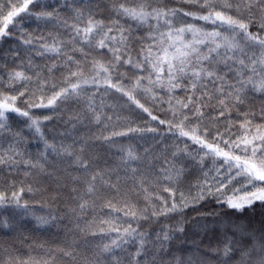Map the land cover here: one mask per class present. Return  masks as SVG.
Wrapping results in <instances>:
<instances>
[{"label":"trees","instance_id":"trees-1","mask_svg":"<svg viewBox=\"0 0 264 264\" xmlns=\"http://www.w3.org/2000/svg\"><path fill=\"white\" fill-rule=\"evenodd\" d=\"M115 3L116 0H89L80 6L72 4L71 0H39L34 10H50V5H56L60 20H67L71 25L80 23L74 19L73 10L79 6L85 19L91 12L96 19L110 23L117 19L112 11ZM0 6L6 13L9 8L7 0H0ZM151 6L201 14L205 11L185 0H151ZM119 23L127 32L130 54L133 59H138L140 50L150 43V35L155 34L151 26L156 22L150 20L149 24L139 25L121 18ZM173 24L176 27L194 24L206 30L213 28L211 24L183 15L175 17ZM8 30L12 35L0 40V94H17L19 84L11 88L7 86L8 74L13 70H24L33 75L25 96L16 102L17 107L28 110L24 101L37 87L34 73L39 72L42 79L48 81L43 92L38 93L45 100L64 86V77L68 74L61 63L63 58L52 59L36 54L44 42L37 38L51 40L52 36H57L68 41L72 33L70 28L60 23L34 18L24 19L17 25V31H13V25H9ZM21 32L24 33L23 38L31 36L34 43L24 44ZM71 47L67 45L65 50L80 61L85 77L91 76L93 58L102 62L110 58L106 50L85 48L81 53L72 52ZM99 52L106 55L101 57ZM53 64L56 67L49 72L48 68ZM147 74L146 66L137 69L122 64L114 71L112 81L116 83L118 78H122L120 82L127 88L137 77H147ZM52 84H56L57 89L52 88ZM141 84L143 87L133 95L157 120L122 92L106 85L91 84L84 86L79 97L57 100L52 107L29 110V115L40 122V132L30 127L31 121L27 117L7 114L9 131L0 136V155L7 152L10 145L21 155L15 157L18 163L0 164V192L8 196L17 192L21 204L27 203L28 206L19 207L10 200L0 204V264H9L10 261L16 264L18 260H35L39 264H239L240 254L235 249L251 246L246 234L253 233L259 237L264 232V203L256 202L236 210L218 201L220 193L207 194L204 182L207 180L215 188L214 169L222 165V159L204 156V150L188 137H178L174 135L175 130H168L167 122L173 121L172 109L178 108L177 99H185L184 88L169 92L167 88L153 87L152 92L147 93L144 92L145 87H150L147 79H142ZM209 95H212L211 91ZM90 102L101 114L99 123L93 118ZM228 103V111L220 116L221 108L213 96L205 101L202 116L189 114L186 126L198 125L200 131L207 130L205 139L212 143V137L217 133L228 140L239 136L240 124L246 117L253 125H264V115L261 114L264 111V92L249 89L243 103ZM158 120L166 123L159 124ZM112 132H127V135L111 136L108 140L103 138ZM46 142L53 147L46 148ZM64 148H70L73 154H65ZM122 149H132L140 159H123L126 152ZM174 152L177 153L175 156ZM77 156L87 163V168L77 163ZM199 157H203L202 162ZM165 160L170 163L165 165ZM162 167L170 169L175 177L173 181L159 182L156 179ZM176 169L181 170L178 176ZM220 170L223 171L222 168ZM96 173L107 183H102L98 176L95 181L97 192L91 195L86 193V188ZM141 180L144 181L143 187ZM173 184L177 191V210L167 215L152 216V212L160 207L157 197L168 200L169 194L163 188ZM21 188L23 192H20ZM29 188L32 191H28ZM233 188H241V183L234 180L224 191L231 195ZM201 191L205 194L202 199H197V193ZM180 193L184 194L183 201L179 198ZM108 201L115 205V209L105 206ZM81 204L86 206L81 208ZM125 204L135 206L138 216L146 209L148 219L125 216L121 211ZM106 221L119 226L120 232L111 231ZM3 223L8 226L4 227ZM129 224L145 234V248L138 257L135 254L139 248V237L125 236L127 243L120 240L123 228ZM163 232H167L170 238L161 243L156 237ZM113 240H117L120 246H112ZM105 245L111 246L109 251H105ZM226 245L233 248L230 256L224 255Z\"/></svg>","mask_w":264,"mask_h":264},{"label":"snow or ice","instance_id":"snow-or-ice-1","mask_svg":"<svg viewBox=\"0 0 264 264\" xmlns=\"http://www.w3.org/2000/svg\"><path fill=\"white\" fill-rule=\"evenodd\" d=\"M185 2L192 3L205 11L201 14L199 12H185L180 9L152 7L151 0H116L112 11L117 19H112L110 23L96 19L91 12L85 19L81 7L78 6L73 9L75 12L74 19L80 23L68 25L67 20H60L59 8L56 5H50V10L37 12L34 9L39 5V0H7L9 8L6 13L0 6V17H2L0 18V40L12 35L8 30L9 25H13V31H17V25L27 18L60 23L61 26L70 28L72 35L68 41L57 36H52L51 40L44 37L37 38L44 42L40 44L36 54L47 55L52 59L63 58L61 63L68 73L64 77V86L59 87L46 100L43 95H38V93L43 92L48 81L42 79L41 74L36 72L34 75L37 87L24 101L28 110L17 107V99L25 96V91L28 90V82L33 80V75L27 74L24 70H13L8 74L9 83L7 86L11 88L19 84L20 88L16 90V95L0 94V136L5 131H9L7 113L27 117L31 121L30 127L40 132V122L29 115V110L52 107L57 100L79 97L86 85H106L107 88H114L117 92H122L128 100L143 109L153 120L158 118L152 116L149 109L133 95L138 88L143 87L142 79H147L150 85V87L144 88V92L147 93H151L153 87L167 88L169 92L183 87L186 93L185 99H177L178 108L172 109L175 123L168 121V130L170 132L175 130L174 135L178 137H188L204 150V156L222 159V165L214 169L215 188L207 180L204 182L207 194L220 193L218 201L236 210H241L256 202L264 203V130H262L264 125H253L252 121L246 117L244 122L240 124V135L236 136L235 139H224L221 134L217 133L212 137L214 142L210 143L205 139L208 136L207 130L200 131L198 125L186 126L185 124L190 118L189 114L193 117L202 116V107L205 105V101L211 100L213 96L221 108L219 115L223 116L229 109L228 102L243 103L249 89L255 92H264V0H185ZM71 3L82 6L89 3V0H71ZM61 6L65 5L61 4ZM178 15L191 16L193 20L204 21L206 24L213 25V28L206 30L194 24L176 27L173 24V19ZM16 17H21V19L15 20ZM121 18L130 19L139 25L149 24L150 20L156 22L155 25L151 26L155 34L150 35V43L140 50L138 59H133L130 54L127 32L119 23ZM23 36L24 33L21 32V37L23 38ZM23 43L32 45L34 40L28 36V38H23ZM77 44L80 46L77 47ZM67 45L72 46V52L84 53L85 48L106 50V53L110 54V58L107 62L93 58L90 69L91 76L85 77L80 61L65 50ZM106 53L99 52V55L104 57ZM29 64L31 65V61ZM122 64H129L137 69L146 66L148 69L147 77H137L127 88L120 82L122 78H118L117 82L113 83V73L117 66ZM72 66L75 67V70ZM55 67L56 64L51 65L48 71L51 72ZM57 87L56 84H52V88L57 89ZM209 91L212 92V95H209ZM189 92L190 95L187 94ZM89 108L93 113V118L99 123L101 114L96 112L91 102ZM261 114L264 115V111ZM47 118L45 117V119ZM158 123L165 124L166 121L158 120ZM128 131L142 130L129 129ZM148 131H155V129H148ZM122 135H127V132H112L110 136L103 138L108 140L111 136ZM47 147L53 146L46 142ZM63 151L67 155L73 154L70 148H64ZM122 151L126 152L123 159L127 161L140 159L132 149H122ZM176 154L173 153L174 156ZM19 155L21 153L10 145L8 151L0 155V164L18 163L15 157ZM199 159L201 162L203 161V157H199ZM76 160L81 167L87 168V163L79 156L76 157ZM27 163H31V161H27ZM163 163L167 165L170 162L165 160ZM221 168L223 169L222 172ZM131 170L136 171V169ZM159 171L161 174L156 178L159 182L175 179L169 168L162 167ZM180 171V169H176L177 176ZM98 176L102 183H107L103 176L96 173L91 176V182L87 185L86 193L96 194L95 181ZM234 180L241 183V188H233L231 195H229L224 190ZM143 183L144 181L141 180V187H143ZM23 191L24 189L21 188L20 192ZM28 191H32V189L29 188ZM145 191L147 190L145 189ZM163 191L169 194L168 200L157 197L160 201V207L152 212V216L167 215L178 208L175 201L177 195L175 185L164 187ZM204 194L203 191L198 192L196 198L202 199ZM179 198L183 201L185 199L184 194L180 193ZM8 200L15 202L19 207L27 208L28 206L27 203L21 204L20 196L15 191L10 196L0 192V204H4ZM169 201H171L170 206ZM85 206V204L80 205L81 208ZM105 206L115 209V205L111 201H108ZM121 211L125 216L148 219V216L145 215L146 209L138 216L133 205L125 204ZM105 223L109 224L111 231L120 232L119 226L110 221ZM3 226L7 227L8 225L3 223ZM246 235L251 241V246L247 248L241 246L235 249L240 254L239 264H264V232L259 237L253 233ZM125 236L132 239L139 237V248L135 255L140 256L146 244L145 234L138 232L129 224L128 227L123 228V236L120 237V240L127 243L128 241L124 239ZM156 238L162 243L170 237L167 232H163L158 234ZM112 246L119 247L120 244L117 240H113ZM104 248L105 251H109L111 246L105 245ZM232 251L233 248L226 245L224 255L230 256ZM9 264L12 262L10 261ZM16 264H39V262L18 260Z\"/></svg>","mask_w":264,"mask_h":264},{"label":"rangeland","instance_id":"rangeland-1","mask_svg":"<svg viewBox=\"0 0 264 264\" xmlns=\"http://www.w3.org/2000/svg\"><path fill=\"white\" fill-rule=\"evenodd\" d=\"M8 114V113H7Z\"/></svg>","mask_w":264,"mask_h":264}]
</instances>
